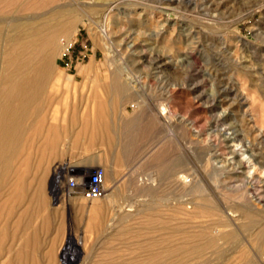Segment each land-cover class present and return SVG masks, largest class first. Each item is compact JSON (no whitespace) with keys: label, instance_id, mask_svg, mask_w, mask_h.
<instances>
[{"label":"rangeland","instance_id":"rangeland-1","mask_svg":"<svg viewBox=\"0 0 264 264\" xmlns=\"http://www.w3.org/2000/svg\"><path fill=\"white\" fill-rule=\"evenodd\" d=\"M62 9L78 15L57 37L53 58L70 82L50 98L48 118L55 124L65 113L67 135L46 164L43 184L33 173L29 191L44 208L32 209L15 248L48 220L33 252L39 261L52 257L48 264H264V0H51L15 18L38 24ZM67 41L69 51L60 56ZM110 79L161 112L166 135L147 157L164 149L167 160L157 163L158 187L146 181L122 192L133 175L125 171L116 193L88 201L67 184L76 171L64 163L78 157L69 117L79 94L103 96L106 85L118 84ZM85 101L82 113L91 99ZM155 175L146 171V179ZM204 204L210 213L197 210ZM100 207L101 220L93 212ZM215 219L235 233L218 241L219 253L148 262Z\"/></svg>","mask_w":264,"mask_h":264},{"label":"bare ground","instance_id":"bare-ground-1","mask_svg":"<svg viewBox=\"0 0 264 264\" xmlns=\"http://www.w3.org/2000/svg\"><path fill=\"white\" fill-rule=\"evenodd\" d=\"M50 2L51 0H0V264H48L52 258L49 256V259L39 261L36 256L37 261L33 254L41 244L40 232L45 226L47 230L51 225L48 220L25 235L20 246L16 245L19 247L15 248L16 242L20 241V232L32 224V209L38 211L44 208V204L38 201L39 198L35 199L36 195L29 191L35 180L33 173L37 169V180L43 184L46 164L52 160V156L58 154L57 144L64 132L61 131L65 129V123H68L63 111V116L59 113L62 118L57 120L60 122L53 124L54 121L48 118V110L52 106L50 98L58 92L60 84L63 83L66 87L70 82V78L54 67L53 58L57 56V37L61 33H68L70 24L78 16L77 12L62 9L53 12L51 18L38 24L32 21L18 22L15 18L20 12L34 13L42 10ZM61 14L69 15L70 20L57 22L56 18ZM59 42L63 43L64 39L60 38ZM69 45L68 41L62 45L60 56L68 50ZM54 115L52 119H55ZM65 132L63 136L67 135ZM55 168L57 171V167ZM20 207L22 210L19 212L17 209ZM197 210L210 213L205 204L198 206ZM102 211L104 212L102 207L93 209L95 217L100 220ZM216 220L210 224L212 226L201 227L188 235L178 245H165L161 254H152L148 262H153L162 255L175 256L177 259L183 254L201 255L205 251L217 253L218 241L235 238V233L233 230L223 231L222 227L226 224L222 225L220 219V223ZM209 228L214 231L210 232ZM243 255L247 257L246 252ZM144 261L146 264V260Z\"/></svg>","mask_w":264,"mask_h":264},{"label":"crops","instance_id":"crops-1","mask_svg":"<svg viewBox=\"0 0 264 264\" xmlns=\"http://www.w3.org/2000/svg\"><path fill=\"white\" fill-rule=\"evenodd\" d=\"M114 81L118 84L106 85L103 96L96 90L77 96L79 100L72 107L69 124L73 129L71 150L77 152L78 157L66 159L64 163L69 171H76L70 177L87 176L88 170L92 173L96 169H102L106 187L104 197L117 192V183L125 171H133V175L128 176L122 192H134L129 189L130 186L134 183L146 184V181L158 187L161 178L157 172V163L167 160L164 149L162 154H154L151 159L147 157L152 147L160 146L166 135L161 112L157 107H148L145 101L127 95L123 85L119 84L120 80L110 79V82ZM86 98L91 99L90 107L82 113L80 107L86 103ZM148 170L155 172L154 178L149 176L146 179Z\"/></svg>","mask_w":264,"mask_h":264},{"label":"built area","instance_id":"built-area-1","mask_svg":"<svg viewBox=\"0 0 264 264\" xmlns=\"http://www.w3.org/2000/svg\"><path fill=\"white\" fill-rule=\"evenodd\" d=\"M69 48L70 46L67 52ZM67 184L71 193L88 201H94L106 195L102 169H96L87 176L69 177Z\"/></svg>","mask_w":264,"mask_h":264}]
</instances>
